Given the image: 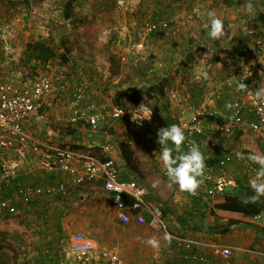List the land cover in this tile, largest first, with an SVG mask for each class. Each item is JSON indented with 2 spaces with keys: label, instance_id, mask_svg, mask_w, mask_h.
Instances as JSON below:
<instances>
[{
  "label": "rangeland",
  "instance_id": "374dc122",
  "mask_svg": "<svg viewBox=\"0 0 264 264\" xmlns=\"http://www.w3.org/2000/svg\"><path fill=\"white\" fill-rule=\"evenodd\" d=\"M64 1L0 0V77L23 84L31 83L39 74H47L53 84L52 97L65 100L64 106L68 108L71 91L81 82L86 86V98L94 102L128 107L138 100L157 107L155 123L138 133V139L133 142L129 138V120L124 117L109 119L96 126L107 131L117 146L119 143L128 145L145 186L158 184L162 188H172L159 159V128L169 125V122L171 124L177 118L189 116L201 104L222 113L231 99H245L248 94L264 87L262 58L258 62L260 66L254 64L246 89L236 88L234 97L227 92L238 86L232 70L238 63L239 54L236 51L239 39L244 38L255 52L258 33L264 31L260 29L264 27L263 22L253 24V29H242L239 26H244L242 21L238 22L237 27L223 23V37L213 41L205 28L210 23V20L205 19L209 17L207 12L204 13L206 7L198 2V6L192 5L182 14L170 13L168 20H158L160 15L155 10V0H78L74 11L82 21L74 22L62 15ZM149 25H153L152 30H147ZM255 25L260 28H255ZM235 28L239 29L238 36ZM240 36L243 37L238 38ZM61 39L69 49L66 63L56 57L45 65L34 62V66H21L20 56L27 42L44 40L60 52ZM223 42L226 45H222ZM111 54L119 62L117 72L115 67L110 66ZM223 67L226 68V74ZM144 72L146 75L143 76ZM202 72H207L206 79L200 76ZM160 79H166L164 95L148 97L143 87ZM198 84L205 88L200 92L196 90L194 97L197 100L190 101L187 97L193 96L189 90L193 86L195 89ZM133 95L137 100L132 99ZM114 98L118 101L113 102ZM165 116H168L167 121L163 119L162 122ZM143 135L147 138L142 139ZM235 140L234 145L237 143L236 137ZM9 160L15 162L16 169L19 167L13 155ZM4 192L0 188V197ZM173 192L166 196L165 204L160 203L167 209L164 219L170 227H173L174 213L180 211L174 210L175 205L180 204L179 200L184 201L180 193L178 197ZM151 195L148 191L147 197L153 202ZM181 208L183 210L184 207ZM28 210L21 208L12 215L0 213V264H82L72 256L63 262L69 238L74 232L69 230L67 233H58L60 229H53V225L48 228L47 224H52V219L49 222L50 218H44L43 213L41 217ZM205 216L202 229L208 233L212 230L213 222L209 214ZM124 226L119 221L116 233L120 242L117 244L125 254L123 257H126V254L129 256V244L124 243L127 237V234L123 236L126 233ZM56 230V235L51 233ZM81 233L102 237L106 232L95 224L87 223ZM53 248L57 258L52 257L51 261L44 258L49 256Z\"/></svg>",
  "mask_w": 264,
  "mask_h": 264
},
{
  "label": "built area",
  "instance_id": "2783aa9c",
  "mask_svg": "<svg viewBox=\"0 0 264 264\" xmlns=\"http://www.w3.org/2000/svg\"><path fill=\"white\" fill-rule=\"evenodd\" d=\"M152 28L153 25H149L147 30ZM255 53V62L246 53L239 55L238 63L232 70L237 83H242L253 72L254 63L264 58V31L258 33ZM85 87L81 82L72 89L68 112L60 117L61 121L82 122L95 128L109 119L125 117L135 131L144 130L155 123L153 109L145 102L137 101L128 107L98 103L86 98ZM53 93L51 78L44 73L39 74L31 83L23 84L0 77V183L13 189L11 193L0 197V213L15 214L18 211L17 202L27 205L36 197L62 195L67 190L64 180L53 185L33 186L21 184L16 179L17 165L10 161L8 156L13 151L21 152L27 149L38 153L46 166H56L65 172L73 185L100 179L103 190L111 196L116 218L121 223L128 224L134 219L148 226L155 234L170 236L171 244L166 249L169 253L168 259L158 264H232V247L209 245L213 252L208 255L199 250L202 245L199 241L170 232L161 206L147 199L146 186L136 179L120 175L112 158L113 150L107 143H100V154L93 155L52 146L26 133L22 121L41 110L46 99ZM217 113L222 114V117L216 115ZM145 117L151 119H143ZM172 124H178L184 129L186 140L183 151L187 152L188 145L194 141L205 158V175L197 194L193 196L185 192L193 203V212L208 214L213 205V194L239 184V180L227 169L228 158L243 163L246 171L244 182L249 185V179L255 175L257 166L246 158L238 159L237 151L229 144L238 131H247L252 134L257 144L264 148V104L255 100L254 93L248 94L245 99H231L222 113L201 104L189 116L177 118L167 126ZM212 150L222 151L221 155L212 158ZM133 210L136 212L131 213ZM144 213H147V218ZM69 256L82 264H130L116 251L99 247L94 240L79 232L70 236L63 262H66Z\"/></svg>",
  "mask_w": 264,
  "mask_h": 264
},
{
  "label": "crops",
  "instance_id": "0c3cea01",
  "mask_svg": "<svg viewBox=\"0 0 264 264\" xmlns=\"http://www.w3.org/2000/svg\"><path fill=\"white\" fill-rule=\"evenodd\" d=\"M197 2L201 6L205 5L206 10L204 13H209L210 11L215 12L216 15L222 19L223 23H227L229 26L234 25V27H237L238 22L242 21L245 23L244 26L239 24L242 29L245 27H252L253 29V24H256L259 21L264 23V0H250L254 6V10L251 14L247 13L245 10V5L249 0H155L154 5L156 6V12L160 15L158 20H162L164 18L167 19V16L170 13L181 12L180 14H182L190 6H198ZM218 8H220V10H218ZM205 19L209 20V17ZM201 20H203V17ZM259 28L260 27L257 29ZM235 29V34L238 36L239 29ZM260 29H264V27ZM241 37L243 36L238 38ZM246 44L245 53L255 62V57L257 58L256 53L252 50V47L247 41ZM222 45L226 44L223 42ZM254 64L257 67L261 65V63ZM260 68L258 70H260ZM224 69V74H226V68ZM194 87L195 86L192 88L190 87L191 89L189 90V93L191 91L190 95L193 96L192 98L187 97L190 101H193V99L194 101L197 100V98L194 97L196 96V90L197 92H200L201 89L205 88L202 84L196 85L195 89ZM236 88H238V86L232 87L231 90H227V92L230 93L229 95L234 97L236 94L234 92ZM199 94L200 93H198V96H200ZM64 104H66L65 100L56 96H49L42 107L44 111L41 109L37 112L39 113L38 115L34 114L22 121L23 129L26 133L37 140L43 141L52 146L65 147L93 155L100 154V143H114V139H112L111 135H109L107 131L101 129L100 126L92 128L86 126L84 123H66L65 121H61L60 117L68 112V109H65L68 108V106L66 107ZM56 107H59L60 109H57ZM67 130H70V132ZM142 131L143 130H133L129 121L130 141L133 142L134 140H137L138 133ZM113 134L115 135V133ZM146 138L145 135L142 136V139ZM236 139V145H234L236 142L235 137L229 145L244 156H247L250 152L264 154L260 151L261 146L257 144V141H255V138L251 133L247 131L242 132ZM76 145L79 146V148H73V146ZM108 145L113 150L112 158L119 169L120 175L136 179L143 183V180L139 179L134 171L127 167L119 154L117 144L114 143L112 145L108 143ZM221 152L222 151L212 150L210 151V155L214 158L221 155ZM23 153L24 155H22ZM12 155L19 163V167L17 168V179L21 184L33 186H42L46 184L53 185L61 180H64L67 183V192L63 195L54 194L50 196L36 197L29 204L25 205V207H21L19 205L20 202H17L18 211L21 208H26L29 209L28 211H32L34 214L41 217L43 215L44 218L49 217V222H51L52 219V224H47L49 225L48 228L53 225V229H60V232L58 233H67L69 230L74 233H77V231H80L79 233H81L84 232V225L86 227L87 223L91 225L95 224L99 226L102 231L106 232L104 233V236L90 237L83 233L81 234L94 240L99 247L116 251L122 257L125 256L123 250L119 247V244H117L120 243L119 236L116 233V224H118L119 221L116 218L115 208L111 202L110 194L103 190L102 181L100 179L87 181L80 185H73L72 182L68 180L69 177L67 174L61 171L58 167L46 166L43 164L38 153L24 149L21 152L13 151L8 157H11ZM173 155H176V153L173 152ZM21 157H23L22 160ZM100 157H102V155H100ZM226 166L229 173L238 179L240 184L246 185L243 178L246 171L240 160L228 158ZM157 186L158 184H154V187ZM0 188H2V191H5L3 193L4 195L11 193L13 190L12 187L9 188L2 185H0ZM170 191H174L173 193L178 197H180L178 194L180 193L184 200H179L178 203L180 204L175 205L174 210H180L175 212V215L189 211L195 213L192 211L193 203L189 200L185 192L179 191L178 187H174V185H172ZM262 198L264 199V197ZM211 200L213 205L219 202L221 200L220 193L213 194ZM181 207H184L183 210ZM144 214L147 216V213ZM210 219L212 220L213 225L211 227L212 230H209L208 233H205L203 229L193 231L185 230L178 223L179 221H176L175 216L174 222L172 223L173 227H170L167 221H165L170 232L183 237L195 239L202 243V245L199 246V250L208 255H211L213 252V248L209 245L219 244L233 248L231 253L232 264H264V233L260 228L245 224H235L231 225L227 231L221 233L217 232V229L214 226L217 220L215 221L212 217H210ZM42 220L45 221L43 218ZM223 221H226V219H220L217 222L223 223ZM123 228L124 231H126L123 236L127 234L124 243L129 244V256L126 254V257L123 258L130 264H158L159 262L168 259L169 253L166 252V249L171 243L165 239V236L155 234L148 226L136 222L134 219L131 220L130 223L125 224ZM56 232L57 230L51 233L55 234ZM55 235L53 237H55ZM153 237L159 241V247L155 249L145 243V241ZM54 249L55 248L50 250L49 256H44V258H49L50 261L52 257L57 258ZM66 255L67 253L65 256Z\"/></svg>",
  "mask_w": 264,
  "mask_h": 264
},
{
  "label": "trees",
  "instance_id": "16d2710c",
  "mask_svg": "<svg viewBox=\"0 0 264 264\" xmlns=\"http://www.w3.org/2000/svg\"><path fill=\"white\" fill-rule=\"evenodd\" d=\"M76 2H78V0H65L62 7V15L65 19H69L74 22L75 20L80 22L82 21V18L78 17L74 11ZM255 28H258V25H255ZM60 42H59L60 43L59 46L62 47V51L60 52H57V48L54 45H50L44 40H33L27 42L20 56L21 66H28V65L34 66L35 63H39L40 65H45L46 63H48L49 60L55 59L56 57H58L61 62L66 63L67 62L66 54H68L69 49L64 43V40L61 39ZM245 42L246 40L244 38L238 41L237 51H236L237 54L241 55L245 53V47L247 45ZM239 55L237 56V58L239 57ZM234 57H236V55H234ZM109 62H110V66L115 67L116 70L115 72H117L119 70L120 65L119 62L115 61V55L111 54L109 56ZM144 75H146L145 72L143 76ZM249 80H250V76L246 77L242 83L246 84ZM165 83H166V79H160L158 81L151 83L150 85H147L146 87H143L145 88V94L151 98L153 96L155 97V96L164 95ZM132 99L137 100V97L133 95ZM116 101H118L117 98H114L113 102ZM152 109L154 112V116H156L158 111L157 107L153 106ZM167 118L168 116H165L162 118L161 121L164 122L163 119L167 121L166 120ZM167 124H170V122ZM85 125L89 126L87 124ZM67 131L70 132V130ZM241 133L242 131H238L235 137L238 138V135ZM73 148H79V146L76 145L73 146ZM118 150H119V154L126 163L127 167L133 170L135 175L142 180L141 173L135 164L132 150L129 149L128 145L124 143H119ZM260 151L264 153V148L260 147ZM146 186L148 188L149 193L151 192L152 194L151 198L155 200L152 201L155 203L159 202L157 204L161 206L164 217V214L166 213L167 209L165 207L163 208L160 203L165 204L164 199L166 198V196L170 194L171 189L169 188L166 189V187L162 188V185H159L157 187L154 186L152 187L148 185ZM253 194L254 193L252 192L249 185L247 184L242 185L240 183L235 187H230L220 192L221 200L215 203L208 212L209 216L212 217L215 221L216 220L218 221L220 219H226V221H223V223H218L217 221L215 222L214 226L217 229V232H221V233L225 232L230 228L231 225L245 224L248 226L258 227L264 233V199L261 197L254 204L243 202L247 197H250ZM19 205L21 207L23 206L21 203H19ZM134 212L136 211L135 210L131 211V213ZM145 217L147 216L145 215ZM205 217H206L205 214H198V213L196 214L190 211L175 215L176 221L177 220L179 221L178 223L182 226V228L189 231L202 229L205 225L204 224Z\"/></svg>",
  "mask_w": 264,
  "mask_h": 264
},
{
  "label": "clouds",
  "instance_id": "9594fccd",
  "mask_svg": "<svg viewBox=\"0 0 264 264\" xmlns=\"http://www.w3.org/2000/svg\"><path fill=\"white\" fill-rule=\"evenodd\" d=\"M119 2V0H118ZM245 10L251 14L254 10L253 4L246 3ZM210 23L205 25L208 30L207 35L213 41L219 40L224 35L223 21L215 12L208 13ZM264 63V61H261ZM200 76L207 78V72L200 73ZM198 76L197 78H200ZM247 85L238 83V90L246 89ZM254 98L258 103L264 104V87L258 88L254 93ZM222 117V114L217 113ZM143 119H151L145 117ZM95 123V121H93ZM157 143L161 146L160 162L171 185L178 187L179 191L187 192L190 195H196L205 175V158L200 151V147L194 141L188 145V151H183V145L186 140L184 129L178 124H172L157 130ZM172 145L170 147L169 145ZM173 152L176 155H173ZM238 159L246 158L248 161L258 166L255 175L249 179V186L254 193L247 197L244 203H256L261 197H264V154L250 152L246 157L242 153H236ZM165 239L170 242V236L166 234ZM145 243L152 248L159 247V241L156 238H149Z\"/></svg>",
  "mask_w": 264,
  "mask_h": 264
}]
</instances>
